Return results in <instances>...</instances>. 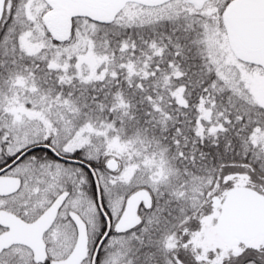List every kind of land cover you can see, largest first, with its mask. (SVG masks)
<instances>
[{
  "label": "snow or ice",
  "instance_id": "1",
  "mask_svg": "<svg viewBox=\"0 0 264 264\" xmlns=\"http://www.w3.org/2000/svg\"><path fill=\"white\" fill-rule=\"evenodd\" d=\"M0 264H264V0H0Z\"/></svg>",
  "mask_w": 264,
  "mask_h": 264
}]
</instances>
